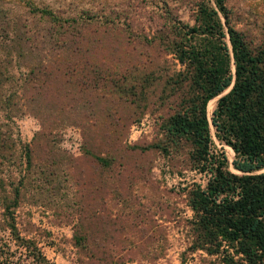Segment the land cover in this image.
Segmentation results:
<instances>
[{"label": "rangeland", "instance_id": "obj_1", "mask_svg": "<svg viewBox=\"0 0 264 264\" xmlns=\"http://www.w3.org/2000/svg\"><path fill=\"white\" fill-rule=\"evenodd\" d=\"M204 2L0 0V176L10 188L19 168L8 154L31 145L18 226L55 264H223L224 253L193 244L189 190L210 173L167 130L187 93L175 83L182 66L173 46ZM225 4L249 46L264 49V0ZM229 89L208 102L209 120ZM210 132V153L239 173L234 150L211 123ZM75 221L88 250L73 244Z\"/></svg>", "mask_w": 264, "mask_h": 264}, {"label": "trees", "instance_id": "obj_2", "mask_svg": "<svg viewBox=\"0 0 264 264\" xmlns=\"http://www.w3.org/2000/svg\"><path fill=\"white\" fill-rule=\"evenodd\" d=\"M214 1L217 9L206 0L199 7L198 24L174 43L173 55L182 66L175 83L186 86L187 93L185 107L172 115L167 130L174 142H190L195 159L210 173L205 186L189 190L194 246L208 254L224 253L223 264H264V49L255 52L243 33L230 24L225 0ZM218 10L225 17L227 31ZM44 13L61 21L51 11ZM75 65L69 63L67 68ZM1 79L6 76L0 73ZM228 87L209 120L208 102ZM210 123L219 139L234 150L233 166L239 173L227 168L225 155L218 158L210 153ZM4 142L0 134V165L7 157ZM11 142L17 144L13 138ZM22 146V155L16 147L8 154L19 168L17 174L11 172L10 188H5L0 176V230L8 234L7 238L0 234V264H55L36 238L23 234L18 226L16 209L24 195L21 185L31 179L33 171V149L29 144ZM75 224L73 244L88 250L89 235Z\"/></svg>", "mask_w": 264, "mask_h": 264}]
</instances>
